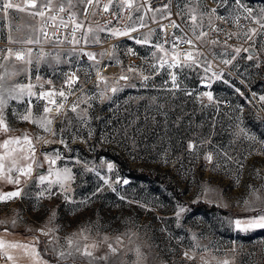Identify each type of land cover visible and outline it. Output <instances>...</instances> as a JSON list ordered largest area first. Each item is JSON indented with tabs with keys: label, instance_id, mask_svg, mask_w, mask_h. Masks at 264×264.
<instances>
[{
	"label": "rangeland",
	"instance_id": "1",
	"mask_svg": "<svg viewBox=\"0 0 264 264\" xmlns=\"http://www.w3.org/2000/svg\"><path fill=\"white\" fill-rule=\"evenodd\" d=\"M13 2L25 4V0ZM151 4H160L156 8L162 10L157 13L165 12L163 0ZM243 5L252 9L251 17L237 5H228L224 17L248 18L244 31L229 41L214 35L220 18L213 21L206 29L207 36L194 39L196 64L178 68H153L158 65L157 57L164 55L153 46L140 44L132 49L136 55L130 56L127 47L112 45L103 35L95 51L99 63L86 61L82 44L69 42L71 25L60 33L62 44L10 45L6 42L9 35H39L34 31L39 18L28 14L34 9H11L7 17L0 12V49L32 50L28 65L14 58L4 61V53H0L4 65L0 67L4 78L0 85L5 95L9 88L28 83L36 86L34 92L43 84L44 90L64 88L67 93V73L79 77L66 100L53 97L64 108L57 116L48 114L53 121L51 131L21 119L30 108L38 121L46 100L24 96L20 101H7L3 108L11 130H0V156L5 157L0 197L17 190L21 195L0 200V241L35 245L40 255L22 247L8 248L13 259L0 253V264H264V229L238 230L234 223L256 217L264 208V101L260 99L264 97V29L253 22L264 12V0H245ZM83 7L76 9L78 17ZM82 19L85 26L111 20L103 7L96 9L94 3ZM113 21L120 29L117 23L124 22V28L128 23ZM252 29L256 34L248 40L245 33ZM80 35L77 31V38ZM214 40L217 43L213 44ZM164 48L170 56V48ZM112 60H118L119 71L102 73L100 65ZM225 60L231 62L225 64ZM98 69L107 85L96 86ZM172 73L177 76L175 88ZM121 75L128 79L120 80ZM49 80L52 84L45 83ZM106 86L119 91H107L101 99ZM205 92L212 93V101ZM227 100L231 108L224 110L222 103ZM73 104L79 105L76 112L71 111ZM24 134L32 141L35 163L31 176H20L17 184L9 182L7 168H22L32 162L24 158L29 155V145H10L11 152L2 145L4 140ZM57 152L60 158L50 165L45 157L56 158ZM108 163L113 164L111 172ZM65 168L73 177L66 183L67 191L53 184L54 195H41L49 183L41 184L38 176L55 181V173ZM17 175L13 171L11 179ZM37 236L38 243L33 239ZM69 240L73 241L71 249ZM77 245L80 252L75 251ZM85 250L92 256L83 255ZM59 251H72L73 255L59 258Z\"/></svg>",
	"mask_w": 264,
	"mask_h": 264
},
{
	"label": "snow or ice",
	"instance_id": "2",
	"mask_svg": "<svg viewBox=\"0 0 264 264\" xmlns=\"http://www.w3.org/2000/svg\"><path fill=\"white\" fill-rule=\"evenodd\" d=\"M96 3L97 6L99 7V0H59L57 3L56 0H39V6H38V0H25L24 6H21L19 3H14L13 0H0V12H3L4 16L7 17L9 14V10L11 9H16L17 11L24 12L27 9H34V11H29V15L34 18H39V27L38 29H34V31H38L39 35H26L23 37H13L11 35L6 37V42L8 44H25V45H39L42 42H51L53 44H62L64 43V40L60 39V29L61 28H69V25H71V32H70V40L69 42L71 44L75 45H80V44H85L87 45L90 43L89 41V36H92V41L94 43H100L99 39H97L94 36V33L96 31H107L109 32L110 35L114 37L118 36H129L131 39L135 41L137 44H149V35H145L141 39H137L135 37L131 36V33L137 32L139 30V27H144L145 25L143 24V19L144 16L143 14L137 15L136 20L140 21L139 26L133 21V15L132 13H141L142 9L147 10V12H157L161 11L162 9L160 8H154L152 7L150 0H143V3H138V0H115V5L120 9L118 11L116 7H113V2L114 0H109L108 4L103 5V11L105 13H108L110 8H112V17L117 19V20H127L131 21L127 27H125L123 30L121 29H109L107 28V24H111L112 21L108 20L106 22V25L104 27H100L98 29H93L91 26L86 27L85 24L83 23L82 18H86L88 15L89 8L93 5V3ZM218 2H225V0H218ZM233 3L236 4L238 7L243 9V11H246L248 13V16H252V9L251 8H245L243 5V0H233ZM83 5V10L80 13V16L78 17L76 9L78 8L79 5ZM135 5V7H134ZM168 5L165 4L163 5V10H167ZM127 10L129 14L127 16L123 15V11ZM194 12L195 9H192ZM61 13L66 14V15H60ZM217 10L216 8H212L209 12V15H216ZM95 15V13H93ZM169 16H166L165 18H169ZM191 22L194 26L199 27V25H196L197 17L195 15H192L190 17ZM254 23H258L260 25L261 29H264V12H261L258 17H256L253 20ZM171 27L177 28L179 27L178 24L175 22L171 23ZM49 29H53L52 31H49ZM81 31V35L79 38L76 36V32ZM192 31L195 33V27L192 29ZM213 31H218V29H213ZM256 34V29H252L251 33H245V36L248 40L252 39V36ZM207 36V32L200 31L199 33H195L194 39L195 40H201L203 37ZM194 39L189 38V39H183L181 38H176L173 41V48L177 47L178 44L183 41L187 45L191 47H195L194 44ZM213 44L217 43V41H212ZM158 52H162L164 55L161 57H157L158 60V65H153V68L158 67H164L167 65L168 68H178V67H192L194 64H196V60L193 56L192 51H187L183 54L173 52L169 56V52L167 49L164 48L163 44H155L152 45ZM130 52H132L131 49H129ZM236 53L239 54L240 49L237 48L235 49ZM247 51V49H245ZM0 53H4L3 59L4 61H7L9 58H14L16 61L23 62L24 64L28 65L32 63V50L30 48L28 49H13L12 47H8L6 49H0ZM134 55L135 53L132 52ZM43 55V54H41ZM82 55L86 56L89 60L95 61L96 63H99L97 60V57L95 54L91 52H82ZM155 55V53H154ZM182 56L183 63L180 62ZM234 58V57H233ZM248 59H252L251 56L247 57ZM225 64L230 63V60H225L223 61ZM3 64H0V67H3ZM210 68V65H209ZM208 69L206 68L205 71ZM128 71H135L133 68H129ZM219 78V77H217ZM4 78L0 76V80H3ZM37 80H40L41 78L39 76L36 77ZM120 80H127L128 77L126 75H121L119 77ZM149 79V76L145 75L143 76V80L147 81ZM79 81V77L76 75L75 72H72L67 75V79L65 80V86L69 89V91L66 93L64 88L61 89H43V84H41L40 91L39 92H34L33 88L36 87L35 85L28 83V84H17L14 87H11L7 90V94L5 95L3 86L0 85V130H2L4 133L9 132L11 129L9 128L8 123L5 121L4 115H3V108L7 104L8 100H17L20 101L24 96L28 97H36L39 100H46L47 104H52L55 105L56 101L53 99L54 96H60L64 98L65 100L67 99V95L71 94V88L73 85L77 84ZM171 82L172 86L178 87L177 84V76L175 73L171 74ZM45 83L52 84V81H45ZM100 83H104L107 85V80L103 76L100 75V70H97V87L100 86ZM107 91H111L112 93H116L119 91L117 87H105L100 93V98L104 99L105 93ZM191 95V93H187ZM204 96L207 97L209 101L213 100V96L211 92H205L203 93ZM261 101H264V97L260 98ZM29 104H31V100H29ZM47 104L43 108V113L44 115H41L38 118V121L36 119H33V114L31 112V109L26 110V114L21 116L22 120L29 121L31 123H38L40 127H42L45 131H51L49 128V125L52 124V119L49 118L48 114L52 112V109L47 106ZM78 104H73L71 107L72 112H76ZM64 108V104L60 103L57 105V111L59 109ZM63 142V141H61ZM22 143H27L29 145L28 152L29 155L25 156L24 158L26 160L32 161L31 163H28L26 167L22 168H13L9 166L7 168V173L9 174V182H14L19 184V177L20 176H31V173L33 171L32 164L35 163L34 156H35V149L32 147V141L31 139L27 136V134H24L22 137H16V138H9L3 141V148L8 150L9 152L14 151L13 149H10V145H20ZM189 148H193V145L190 144ZM59 153L57 152L56 158H49L45 157L46 160L50 163V165H54L56 163V159H59ZM4 159L5 157L0 156V173L5 172V164H4ZM206 159L209 161V163L212 162V156L208 155L206 156ZM39 166V165H38ZM107 169L109 172L112 171L113 169V164L108 163L107 164ZM92 169H89L91 171ZM15 171L18 173L17 177L15 180L11 179L10 174ZM52 173L51 171L49 172V176H51ZM56 175V180L55 181H50L48 180V177L44 175H39L38 179L41 184H44L46 181L49 183V188L44 189L41 192V195L44 194V192H48L49 195H54L51 191V186L53 184H58L60 185L61 189H63L65 192L67 191L66 183L68 181L72 180V173L71 170L68 168L63 169V171H57L55 173ZM99 175V173H97ZM101 179L104 180V182L107 184L108 179L106 177H101ZM116 183H120L121 181L116 180ZM124 184H127L128 181L124 180L122 181ZM21 195V192L19 190L7 193L5 196L0 197V200H8L12 198L19 197ZM68 197L65 196V199ZM253 210L255 211L256 209L253 207ZM183 211V209H181ZM179 215V213H177ZM235 227L238 230H247V229H264V208H261L259 210V214L256 217H253L251 219L241 221L240 219H237L235 222ZM243 225V228H242ZM13 226H15V221H13ZM5 231L7 232L8 229L6 228ZM40 232H43L44 235H48L47 231H44V229L38 230ZM51 231V230H49ZM33 239L38 243L39 242V237H33ZM17 247H22L25 248L26 250H30L31 253L37 257H39L40 253L36 251L35 245H21V244H6L4 241H0V253L3 254L4 257H6L7 260H12L13 257L7 254V249L8 248H17ZM68 247L71 249L73 248V241L69 240L68 241ZM109 247L112 249L113 253H115L116 249L112 248L111 245ZM53 253L55 254L57 252V249L55 247L52 248ZM76 252H80L81 248L77 245L75 247ZM83 255L87 256H92V253L90 251H84L82 253ZM73 255L72 251H59L58 257L59 258H67L71 257ZM187 255V253H185ZM224 264H228V261H225Z\"/></svg>",
	"mask_w": 264,
	"mask_h": 264
},
{
	"label": "crops",
	"instance_id": "3",
	"mask_svg": "<svg viewBox=\"0 0 264 264\" xmlns=\"http://www.w3.org/2000/svg\"><path fill=\"white\" fill-rule=\"evenodd\" d=\"M154 1H160V0H150L151 2ZM245 2V0H243ZM109 0H99V7H103L104 4H108ZM138 3H143V0H138ZM96 9L99 7L97 4L94 2ZM167 4L168 9L164 10L165 12L163 14H159L157 12H147L146 8L141 10V13H132L133 15V21L139 26L140 21L136 20L137 15L143 14L144 19H143V24L145 25L144 27H139V30L137 32L131 33L132 37H135L137 39L143 38L145 35H149V44H144L148 47L155 45L156 41H160L163 26L170 21H174L176 24L179 25V27L175 28V33L181 35L182 37H191L194 39L195 33H199L200 31L206 32V29L210 23L213 21L224 17L228 16L227 14L224 13V10L228 5H231L233 7L236 6V4L233 3V0H225V2L221 3L218 2V0H163V5ZM152 7L156 8L159 5H153L151 4ZM162 5V6H163ZM113 7H116L118 11L120 9L115 5V0L113 2ZM135 7V5H134ZM212 8H216L217 14L216 15H209V12ZM192 9H195L193 12ZM129 13L127 10L123 11V14ZM238 13V12H236ZM169 18H165L166 16H169ZM109 18L111 19L112 23L107 24V28L109 29H120L119 27H116L114 24V19L112 17V8H110L108 12ZM162 15L161 19L160 16ZM192 15H195L197 17L196 25H199V27H196L192 24L190 17ZM239 15V14H238ZM240 15H245L244 13L240 12ZM248 19V18H247ZM84 23V22H83ZM132 23L131 21H128L126 27ZM249 23V20H248ZM106 23H101V22H91L87 23V26H91L93 29H98L100 27H104ZM195 27V33L192 31V29ZM124 27H122L121 30H123ZM104 36L105 39H109L112 45H117V46H123L127 47L129 51V48L132 50L134 47H139L140 44L135 43L133 39H131L129 36H118L114 37L109 34L107 31H96L94 33V36L99 39L100 37ZM159 39V40H156ZM89 41L87 45L82 44L81 50L85 52H91L95 54L96 49L99 48L98 43L91 42L92 41V36H89ZM133 47V48H132ZM69 52H70V47H68ZM134 52V50H132ZM132 52H130V56L136 55V53L133 55ZM69 54V53H68ZM84 56V55H82ZM69 57V56H68ZM85 60H89L86 56H84ZM91 61V60H89ZM112 62H118V60H112L107 63H112ZM104 63H102L100 66H102ZM68 70H74L73 67H69ZM11 100V99H10ZM10 100H8V103H10Z\"/></svg>",
	"mask_w": 264,
	"mask_h": 264
},
{
	"label": "built area",
	"instance_id": "4",
	"mask_svg": "<svg viewBox=\"0 0 264 264\" xmlns=\"http://www.w3.org/2000/svg\"><path fill=\"white\" fill-rule=\"evenodd\" d=\"M60 15H66V14L61 13ZM172 22H174V21L167 22L163 26V30H162V34H161L162 39H161L160 44H163L164 47L168 46L172 53L176 52V53L183 54L189 50L192 52H195L197 49L195 41H194L195 47L190 48L189 45H187L186 43L181 41L177 47L173 48V41L176 38H181L182 36H179L175 33V28L171 27ZM117 24H118V26L123 27L125 23L120 21ZM248 26H249L248 19H246L245 17H239L236 19L221 17L216 22V24L214 25V28H213V29H218V31H213V33H214V35L220 34L221 37L225 36L224 39L229 40V41H233L235 34L238 32L244 31ZM65 29L66 28L60 29V33H62V35L65 32ZM182 38L183 39H189L191 37H182ZM180 62L183 63L182 56H181ZM101 68H102V70H101L102 73H112V72L117 73L119 71L120 65L118 62L105 63L101 66ZM70 73H72V72H68L67 75ZM57 105L58 104L49 106L52 109V112H50L49 115H51V116L59 115L61 109H59V111H57ZM222 108L224 110H229L231 108L230 101H228V100L224 101L222 103Z\"/></svg>",
	"mask_w": 264,
	"mask_h": 264
},
{
	"label": "water",
	"instance_id": "5",
	"mask_svg": "<svg viewBox=\"0 0 264 264\" xmlns=\"http://www.w3.org/2000/svg\"><path fill=\"white\" fill-rule=\"evenodd\" d=\"M38 173H41V171L39 170Z\"/></svg>",
	"mask_w": 264,
	"mask_h": 264
}]
</instances>
